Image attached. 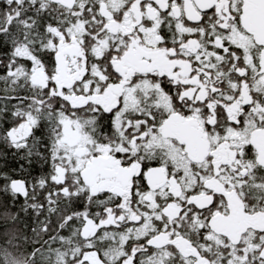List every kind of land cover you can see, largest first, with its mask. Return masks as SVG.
Masks as SVG:
<instances>
[{
    "label": "snow or ice",
    "instance_id": "6c2138e0",
    "mask_svg": "<svg viewBox=\"0 0 264 264\" xmlns=\"http://www.w3.org/2000/svg\"><path fill=\"white\" fill-rule=\"evenodd\" d=\"M0 264H264V0H0Z\"/></svg>",
    "mask_w": 264,
    "mask_h": 264
}]
</instances>
